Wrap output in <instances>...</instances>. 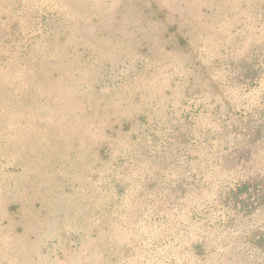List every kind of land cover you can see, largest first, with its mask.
Wrapping results in <instances>:
<instances>
[{
    "label": "rangeland",
    "instance_id": "374dc122",
    "mask_svg": "<svg viewBox=\"0 0 264 264\" xmlns=\"http://www.w3.org/2000/svg\"><path fill=\"white\" fill-rule=\"evenodd\" d=\"M0 264H264V0H0Z\"/></svg>",
    "mask_w": 264,
    "mask_h": 264
}]
</instances>
